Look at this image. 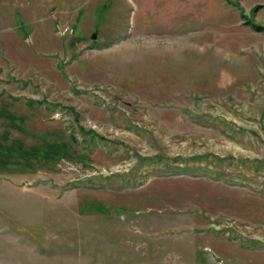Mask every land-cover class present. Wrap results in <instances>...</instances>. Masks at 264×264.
I'll list each match as a JSON object with an SVG mask.
<instances>
[{"label": "rangeland", "instance_id": "1", "mask_svg": "<svg viewBox=\"0 0 264 264\" xmlns=\"http://www.w3.org/2000/svg\"><path fill=\"white\" fill-rule=\"evenodd\" d=\"M0 264H264V0H0Z\"/></svg>", "mask_w": 264, "mask_h": 264}, {"label": "trees", "instance_id": "2", "mask_svg": "<svg viewBox=\"0 0 264 264\" xmlns=\"http://www.w3.org/2000/svg\"><path fill=\"white\" fill-rule=\"evenodd\" d=\"M72 138H74V136L72 135ZM75 139V138H74Z\"/></svg>", "mask_w": 264, "mask_h": 264}]
</instances>
